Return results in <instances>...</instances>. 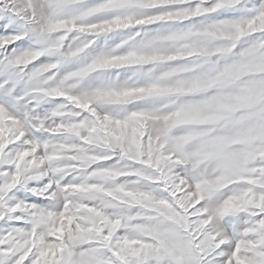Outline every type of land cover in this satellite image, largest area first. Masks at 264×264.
<instances>
[{
    "label": "snow or ice",
    "instance_id": "obj_1",
    "mask_svg": "<svg viewBox=\"0 0 264 264\" xmlns=\"http://www.w3.org/2000/svg\"><path fill=\"white\" fill-rule=\"evenodd\" d=\"M0 264H264V0H0Z\"/></svg>",
    "mask_w": 264,
    "mask_h": 264
}]
</instances>
